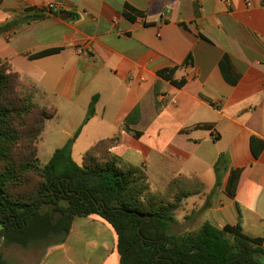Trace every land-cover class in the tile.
<instances>
[{"label":"crops","instance_id":"0c3cea01","mask_svg":"<svg viewBox=\"0 0 264 264\" xmlns=\"http://www.w3.org/2000/svg\"><path fill=\"white\" fill-rule=\"evenodd\" d=\"M47 3L62 7L22 21L26 9ZM125 5L143 16L127 19ZM13 20L21 21L0 33V64L35 86L41 105L56 108L38 139L37 156L42 149L51 158L78 129L71 156L81 161L96 142L118 136L111 153L130 141L128 159H120L144 167L149 179L148 169L158 170L153 174L159 181L167 163L186 165V148L193 154L210 143L214 151L201 155L207 172L196 161L194 176L177 171L165 185H190L175 213L186 205L196 228L206 221L218 228L239 223L245 234L264 240V0H2L0 27ZM82 46L87 53H78ZM51 50L57 52L32 57ZM164 70L185 84L174 86L159 75ZM92 100L94 113L84 122ZM188 113L200 118L178 124L164 146L154 145L172 131L166 121ZM202 124L212 128H196ZM135 153L140 158L134 163ZM220 154L229 166L216 186ZM238 168L243 171L232 198L225 186L230 170ZM0 257L6 264L120 260L115 232L97 215L75 218L59 245L23 249L0 236Z\"/></svg>","mask_w":264,"mask_h":264},{"label":"trees","instance_id":"16d2710c","mask_svg":"<svg viewBox=\"0 0 264 264\" xmlns=\"http://www.w3.org/2000/svg\"><path fill=\"white\" fill-rule=\"evenodd\" d=\"M48 12L52 10L26 9L22 21L42 19ZM124 16L134 20L143 14L125 5ZM20 21L0 27V33ZM172 74L173 70L159 72L182 87L184 81H174ZM28 84L8 63L0 64V236L6 244L23 249L59 245L75 218L97 215L117 236L119 264H264V240L245 234L239 223L218 228L206 221L191 231L170 232L175 212L190 191L173 183L163 192L152 189L144 167L112 155L118 136L96 142L78 164L71 156L78 129L41 165L37 142L56 108L33 102L37 89ZM93 113L94 100L84 122ZM196 128L211 129L212 125ZM124 129L128 130L127 124ZM228 166V156L220 154L214 164L216 186ZM242 171L229 172L225 192L232 198ZM0 264H6L1 257Z\"/></svg>","mask_w":264,"mask_h":264},{"label":"rangeland","instance_id":"374dc122","mask_svg":"<svg viewBox=\"0 0 264 264\" xmlns=\"http://www.w3.org/2000/svg\"><path fill=\"white\" fill-rule=\"evenodd\" d=\"M24 85H29L28 81H26L25 79L21 78ZM40 96L38 95L37 96V92L33 95V102H35L37 105H40ZM205 115H206V112H204ZM198 118H200L199 116H191L190 117V113H188V115H184L183 118H181V120H177L176 122L175 121H171V120H168L166 121L167 123V126L169 127L170 131L167 136H162L160 138V141L159 142H154V145H158V146H161V145H165V141L168 140L169 138H171L172 136H175V127H178V124H181L182 122L184 124H193L195 120H197ZM149 135H145V140H148L149 138ZM151 138H152V134H151ZM152 140V139H151ZM161 140H164V142L160 143ZM130 142V141H129ZM129 142L127 140H123L122 143H121V146L118 148V150H115L114 152H112V155L115 156V157H118V158H123V159H128L127 158V154H130V147H129ZM136 146H138V143L137 142H134ZM40 145V149L42 148V144L39 143ZM142 144V143H141ZM143 144L145 145V143L143 142ZM211 148L212 151H214L213 149V145L212 144H208L207 142L206 143H203L201 145V147L198 149V152H195L192 154V148H186L185 150L187 151V153L189 155H191V157L189 158L188 162L186 163V165H184L183 167H180L179 165H175L173 163H167L168 165L162 169V177L159 181H156L155 177H154V174L155 172H157L158 170H152L153 168H150L148 169V172H149V175H150V182H151V186H152V189L154 190H157L159 192H163L165 191L164 188H165V185L169 182V181H172L174 178H175V173L177 171L180 172V174L182 176H187V175H195V173H193L194 171V167L196 165V161L197 162H200L199 163V167H204V172H207V169H206V164H204L201 160V155L202 154H205L206 151ZM153 155H155L154 153H152ZM200 156V157H199ZM38 158H39V161H40V164L41 165H45L50 157H47V156H44L43 153H42V149L39 150V154H38ZM138 158H140V154L139 153H135L134 154V157L131 161H134L137 162ZM199 158V159H198ZM74 161L79 163L81 162V156H74ZM153 160L155 159H149L148 161L149 162H152ZM198 167V166H197ZM209 173H212V171H209ZM190 186V185H189ZM187 187V186H181L182 188L186 189V188H189L190 187ZM184 209H181L179 210L177 213H175L176 217H177V220L174 224H172V227H171V230L170 232L172 233H183L185 231H191L193 230L194 228H196L198 225L196 223V220L195 221H192V215L190 213V208L188 206H184L183 207ZM41 247H44V246H41Z\"/></svg>","mask_w":264,"mask_h":264},{"label":"built area","instance_id":"2783aa9c","mask_svg":"<svg viewBox=\"0 0 264 264\" xmlns=\"http://www.w3.org/2000/svg\"><path fill=\"white\" fill-rule=\"evenodd\" d=\"M59 7H62L61 3H47L43 6L45 10H53L54 8H59ZM84 52L87 53V49L85 47L82 46L78 48V53L82 54Z\"/></svg>","mask_w":264,"mask_h":264}]
</instances>
